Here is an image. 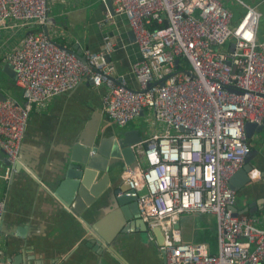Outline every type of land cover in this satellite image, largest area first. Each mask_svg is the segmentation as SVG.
<instances>
[{"label": "built area", "instance_id": "2783aa9c", "mask_svg": "<svg viewBox=\"0 0 264 264\" xmlns=\"http://www.w3.org/2000/svg\"><path fill=\"white\" fill-rule=\"evenodd\" d=\"M56 1L0 0V28H29L6 56L23 101L0 99L6 160L0 177L15 172L34 105L46 106L83 81L105 84L108 118L126 125L149 108L165 125L135 145L137 163L119 175L138 192L140 218L151 230L160 228L165 264H264V228L247 214H234L236 190L230 187L250 153L245 124L264 121L259 9L246 6L233 23L222 0H112L115 12L129 20L141 53L131 64L133 87L111 58L115 42L78 54L53 40L45 27ZM196 211L216 217V253L204 242L183 241L175 226L183 213ZM4 212L0 198V230Z\"/></svg>", "mask_w": 264, "mask_h": 264}, {"label": "crops", "instance_id": "0c3cea01", "mask_svg": "<svg viewBox=\"0 0 264 264\" xmlns=\"http://www.w3.org/2000/svg\"><path fill=\"white\" fill-rule=\"evenodd\" d=\"M240 1L233 0L228 7L233 23L240 20L246 6L257 7L262 15L257 37L264 41V0ZM107 14L112 16L108 20ZM45 29L53 34L54 41L78 54L87 48L100 50L107 41L115 42L118 47L111 58L117 71L136 86L131 64L141 53L129 20L115 12L112 0H57ZM28 31L17 24L0 28V43L11 42L4 54L0 51L1 77L5 80L0 84V94L12 95L20 102L22 92L15 78L1 68L7 63V54L22 43ZM105 90V84L96 87L83 81L46 106L34 105L15 172L8 179L0 177V198L5 201L0 259L7 264H165L156 229H145L141 219L127 216L128 205L118 202L112 184L97 192L104 174L112 170L119 176L124 170V164L113 167L118 158L114 148L119 131L138 129L144 140L161 132L165 125L155 120L149 108L126 125L118 124L102 110ZM260 137L255 130L251 140L247 139L253 152L251 168L259 177L236 192L234 206L237 212L250 216L257 227L264 228V142L256 145ZM70 155L77 170L84 169V176L61 185L64 179L59 172ZM91 155L95 156L94 165L88 166L85 161ZM3 156L0 149V174L6 168ZM175 226L181 230L183 241L204 242L210 252L218 251L214 215L185 212Z\"/></svg>", "mask_w": 264, "mask_h": 264}, {"label": "water", "instance_id": "95a60500", "mask_svg": "<svg viewBox=\"0 0 264 264\" xmlns=\"http://www.w3.org/2000/svg\"><path fill=\"white\" fill-rule=\"evenodd\" d=\"M131 33L134 36L132 31ZM1 70L3 73L5 72L6 74H8L11 78H15V72L8 63H5ZM1 80L2 77L0 71V84L2 83ZM161 83H164V80H161ZM4 98V93H1L0 99ZM255 130H257L258 132H262L264 130V121L262 124H257L253 122H247L245 124L247 139H251L253 137ZM142 140L143 136L138 129L119 131L116 141L117 146L116 148H114V154L118 158H115V160L113 161V167H117L123 164L125 167H127L129 165L136 164L138 161V155L134 147L137 143L141 142ZM93 151L94 153H96L98 150L94 147ZM252 153L253 152H250V154H248V156L246 157L244 167L234 173L230 179V187L236 190V192L241 191L248 183L252 181L255 182L259 177L258 171L255 170L254 167L251 168L252 163L250 160ZM2 154L4 155L3 151ZM3 157H5V155ZM121 157L124 161L121 159ZM94 158L95 156L93 155L89 156V159L85 161V164H87L88 166H93ZM74 161L75 159L72 157V155L66 156L62 168L59 172V176L64 179V181L61 182V185L69 184L72 181V178H83L84 169L82 168V170H77V164H74ZM112 173V170H110V172H108L106 175L104 174L103 180L97 187V192L104 189L105 185L107 186L109 183L112 184L113 191L117 196L118 202L120 204L128 205V208H126L127 216L129 217L133 215L135 218L137 217L136 219H141L140 225L147 229V223L142 218H140L138 212V192L136 191V189H133L125 180L120 179L117 174L113 175ZM232 209L234 210V214L239 213L236 211L235 206H233ZM155 232L157 233L158 242L160 244H163L164 238L160 228H156ZM1 261L4 262V264H7L4 259H1Z\"/></svg>", "mask_w": 264, "mask_h": 264}, {"label": "rangeland", "instance_id": "374dc122", "mask_svg": "<svg viewBox=\"0 0 264 264\" xmlns=\"http://www.w3.org/2000/svg\"><path fill=\"white\" fill-rule=\"evenodd\" d=\"M224 2H225V5H226V7L228 8H231L232 7V5H233V0H223ZM2 43H4V45H2L1 43V45H0V51H1V54H4V52L9 48V45L11 44V42H6L5 43V41L4 40H2L1 41ZM1 81H3V80H1ZM2 84L4 85L5 84V80L2 82ZM154 117V116H153ZM153 117H150V119L152 120V121H154V119H153ZM155 118V117H154ZM260 134H261V137H260V139H258L257 140V144L256 145H261V144H263V142H264V130L262 131V132H260ZM249 140H251V139H249Z\"/></svg>", "mask_w": 264, "mask_h": 264}, {"label": "trees", "instance_id": "16d2710c", "mask_svg": "<svg viewBox=\"0 0 264 264\" xmlns=\"http://www.w3.org/2000/svg\"><path fill=\"white\" fill-rule=\"evenodd\" d=\"M185 66H187V64H185Z\"/></svg>", "mask_w": 264, "mask_h": 264}]
</instances>
